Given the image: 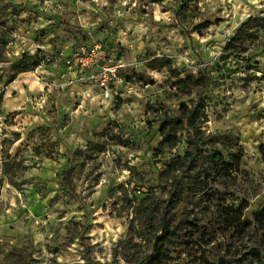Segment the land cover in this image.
Listing matches in <instances>:
<instances>
[{"label":"rangeland","instance_id":"1","mask_svg":"<svg viewBox=\"0 0 264 264\" xmlns=\"http://www.w3.org/2000/svg\"><path fill=\"white\" fill-rule=\"evenodd\" d=\"M261 15L264 0H0V264H147L163 214V264H264V31L249 65L221 60ZM81 47L88 64L66 65ZM188 75L202 84L184 94ZM198 96L190 178L184 132L159 154V129Z\"/></svg>","mask_w":264,"mask_h":264},{"label":"trees","instance_id":"2","mask_svg":"<svg viewBox=\"0 0 264 264\" xmlns=\"http://www.w3.org/2000/svg\"><path fill=\"white\" fill-rule=\"evenodd\" d=\"M261 31H264V15L249 17L247 21L240 26L236 34L230 38V40L222 48L221 60L226 61L229 59H236L241 63L245 61L242 55L246 54L250 49V46L258 41L259 33ZM250 59L251 57L247 58L245 64L249 65ZM18 65H22V62H19ZM38 65V63H33L32 67L35 68ZM17 69L18 73L27 72L30 70L27 66H18ZM201 84V79L194 80V77L191 75H188L176 82L177 89H179V91L184 94H186V91L188 90L193 92L194 89L199 87ZM204 115L203 100L200 98V96H198V98L189 106L184 102L180 103L178 106L177 115L174 118L166 119V121L160 126L159 132L161 134V141L157 150L159 154H162L168 150L170 151L179 145L182 138L181 136H177L178 132H184L185 134L184 138L186 152L184 156L177 158V161H183L185 163L181 173H187V175L190 174L191 168L189 165L191 164L193 158L202 151L204 146L203 133L200 127L202 124L201 119L204 117ZM37 131L38 130H36V132ZM259 153L264 165V145L259 147ZM47 157H49L48 154ZM172 164L173 163L167 165L164 172H172ZM190 175V178H194L193 174ZM69 177L70 169H66L63 172L62 180L67 185L70 182ZM144 219L149 223H152L155 218H152L150 214H146ZM158 221L159 227L155 228V235L158 234V230H160V235L157 236V242H155L153 245V257L147 264H163L162 256L165 250V244L169 242L172 237V233L170 232V224H168L166 215L163 214ZM254 223L259 228H261V230L264 229V209L255 212ZM158 244L161 246H158ZM254 259L261 262L259 254H254Z\"/></svg>","mask_w":264,"mask_h":264},{"label":"built area","instance_id":"3","mask_svg":"<svg viewBox=\"0 0 264 264\" xmlns=\"http://www.w3.org/2000/svg\"><path fill=\"white\" fill-rule=\"evenodd\" d=\"M95 55L94 48L81 47L79 52L73 58L64 60L66 65L80 64L82 66L88 64V61Z\"/></svg>","mask_w":264,"mask_h":264}]
</instances>
